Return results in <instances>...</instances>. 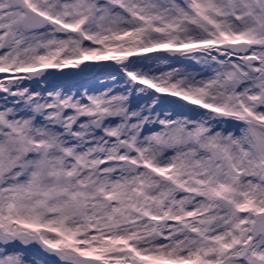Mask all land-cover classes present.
Listing matches in <instances>:
<instances>
[{"label": "snow or ice", "instance_id": "6c2138e0", "mask_svg": "<svg viewBox=\"0 0 264 264\" xmlns=\"http://www.w3.org/2000/svg\"><path fill=\"white\" fill-rule=\"evenodd\" d=\"M0 74V264H264V0H0Z\"/></svg>", "mask_w": 264, "mask_h": 264}, {"label": "rangeland", "instance_id": "374dc122", "mask_svg": "<svg viewBox=\"0 0 264 264\" xmlns=\"http://www.w3.org/2000/svg\"><path fill=\"white\" fill-rule=\"evenodd\" d=\"M153 54H156V55H159V56H167L168 55L167 53H164V52L149 53L148 55L151 56ZM172 59L173 58L169 57V60L170 61H172ZM195 66H197L196 68L201 69L200 66H198V65H195ZM48 71L51 72L52 75L48 76L45 85L48 86V87H50L49 85H51V87H50L51 89H49V88L46 89L45 88L46 90H55V89L59 88V85L66 84V83H70V82L75 83V86L72 89L81 88L82 86L85 87V85H82L81 87H78V84H76V83H78V82H76L77 80H83L84 82L85 81L87 82V80H91L92 78H96V76H95V73L96 72L95 71H93L90 74H86L88 71L83 72V74H81V75H79V76H77L75 78L69 79V80L68 79L66 80V77H68L69 75L73 74V72H67V73H64V74H60V71L61 70L53 69L54 72H52V70L49 69ZM3 75H6V74H0V76H3ZM32 87L34 89L40 90V86L38 84H36L35 82L32 83ZM52 87H54V88H52ZM171 99H177V98H171ZM133 100H135V96L133 97ZM0 103H2V101H0ZM137 104H139V103H134V105H137ZM172 106H175V108L177 107L176 105H173V104H172ZM170 107H166L167 109L165 107H162L160 110H161V112H163V111H170L171 110ZM190 107H194V106H190ZM188 114L189 115L190 114L191 115H194L193 113H188ZM228 130H230V131H236L235 127H233V128H230L229 127ZM28 256H29V258H33V257L40 256V255L37 254L35 252V250L30 249L28 251Z\"/></svg>", "mask_w": 264, "mask_h": 264}, {"label": "bare ground", "instance_id": "6f19581e", "mask_svg": "<svg viewBox=\"0 0 264 264\" xmlns=\"http://www.w3.org/2000/svg\"><path fill=\"white\" fill-rule=\"evenodd\" d=\"M151 56H159V55H156V54H153V55H151ZM170 63H171V65L172 66H176V67H189V70H191V71H201V69H198V68H196L197 66H190L191 65V62H183V63H180V62H178L177 60H174V59H172V61H170ZM155 66V65H154ZM160 68L161 69H164V70H167V66H165V65H160ZM97 73H95V76H96V78H97ZM96 78H92L91 80H87V82L85 81H83V80H77L76 82H78V83H76V84H78V87H81L82 85H85V87H87L90 91H98V90H100L104 85H102L100 82H99V80L98 79H96ZM50 87H51V85H49ZM75 86V83H73V82H70V83H66V84H61V85H59V88H61V89H63L64 91H78V90H80L81 88H75V89H72L73 87ZM50 87H48V86H46L45 85V88L46 89H51ZM52 88H54V87H52ZM117 91H121V89L120 88H117ZM168 99H171V98H168ZM145 100H146V98H141V97H135V100H133V104L134 103H143V102H145ZM180 103H184V102H180ZM171 106V107H170ZM162 107H170V111H174V112H180V111H183V110H181L179 107H176L175 108V106H172V104H168V103H165V104H163V105H161L160 106V109L162 108ZM167 109V108H166ZM191 115V114H190ZM229 127L230 128H233L234 126H232V125H229Z\"/></svg>", "mask_w": 264, "mask_h": 264}, {"label": "water", "instance_id": "95a60500", "mask_svg": "<svg viewBox=\"0 0 264 264\" xmlns=\"http://www.w3.org/2000/svg\"><path fill=\"white\" fill-rule=\"evenodd\" d=\"M83 67V65H82ZM67 72H73V74L69 75L68 77H66V80L68 79H72V78H75L83 73H80L79 69H72V68H66V69H63L60 71V74H64V73H67ZM93 71H88L86 74H90L92 73ZM32 249H34L39 255H41L40 253V250L36 247H33Z\"/></svg>", "mask_w": 264, "mask_h": 264}]
</instances>
